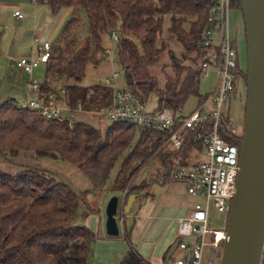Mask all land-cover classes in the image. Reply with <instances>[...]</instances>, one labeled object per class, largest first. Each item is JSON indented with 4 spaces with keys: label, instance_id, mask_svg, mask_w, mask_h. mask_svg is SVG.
<instances>
[{
    "label": "trees",
    "instance_id": "trees-1",
    "mask_svg": "<svg viewBox=\"0 0 264 264\" xmlns=\"http://www.w3.org/2000/svg\"><path fill=\"white\" fill-rule=\"evenodd\" d=\"M33 1V0H29ZM46 4L53 15L70 10L71 18L62 29L57 53L44 64V93L65 89V101L86 112L110 108L114 89L110 86H81L89 65L97 66L105 58V39L116 30L120 36L118 60L126 81L125 89L144 103L157 98L153 113L164 109L183 111L190 98L202 108L210 94L201 93L203 64L215 67L219 61L217 46L202 45L205 33L217 23L208 21L214 0H34ZM230 8L242 12L241 0H231ZM169 23L167 30L165 22ZM86 22V34L81 32ZM176 47V48H175ZM237 66L231 72L235 91L243 84L247 97V71L242 68L238 46ZM73 84H69L70 82ZM62 85V86H61ZM246 104L244 106L245 112ZM192 110L191 112H193ZM88 115V114H87ZM220 136L240 148L243 133L229 135L226 125ZM209 118L187 132L182 147L173 149L169 135L143 129L122 121L101 131L82 120L72 125L47 119L32 109H24L14 100L0 105V157L33 153L38 158H53L76 165L91 181L96 192L103 191L120 155L129 150L112 185V191H126L123 210L130 196L136 202L152 197L155 185L172 182L170 174L179 166H188L193 152H205V139L212 132ZM137 137L136 142H134ZM138 163L137 166H134ZM194 165V164H193ZM91 191L77 194L68 184L49 173L33 168L16 172L0 170V264H87L97 236L84 225L75 223L80 202L92 209ZM135 202V203H136ZM125 225L130 243L133 226ZM119 264H152L132 246Z\"/></svg>",
    "mask_w": 264,
    "mask_h": 264
},
{
    "label": "built area",
    "instance_id": "built-area-1",
    "mask_svg": "<svg viewBox=\"0 0 264 264\" xmlns=\"http://www.w3.org/2000/svg\"><path fill=\"white\" fill-rule=\"evenodd\" d=\"M230 3L231 0H214L208 21L217 23L219 40L214 39L215 30H208L202 43L204 46H217L220 50L219 61L215 65L216 82L212 93L213 105L210 113L205 112V105L188 114L170 109L150 113L147 111L145 103L125 88L114 91V102L110 108H103L97 112H86L81 104L73 108L66 103L64 88L58 90L59 94L44 93L42 82L33 77L34 70L40 65L48 63L53 57L51 43H38L35 55L15 61L17 68L28 77L25 100L19 106L35 110L47 119L67 121L72 125L78 120L77 116L80 114H97L112 121H122L135 124L143 129L167 133L169 145L176 150L182 147L189 130L197 129L209 118L214 119L212 132L205 139V161L192 166L176 167L170 174V180L184 183L188 197L196 201L186 214L178 219V247L186 255L184 258L175 260L174 264H202L205 247L210 248L208 264L220 262L222 242L226 232H210L207 229L209 211L213 207L219 213H229L231 202L236 193V181L240 170V148L228 144L219 134V126L224 122L223 106L235 91L234 77L231 71L237 66V52L233 48L234 39L228 30ZM14 15L22 17L18 11ZM110 37L114 44H120V36L116 30L111 31ZM102 56L104 58L111 57L110 50L105 49ZM203 68L206 72L210 65L204 63ZM116 78L118 75L114 74L107 82ZM58 99L61 100L62 105L57 103ZM225 130L229 135H239L238 126L235 123H228ZM125 195L126 191L123 192V203ZM120 215L123 221V210L120 211ZM218 234H222V237L218 238ZM185 239H190L191 242H186ZM259 264H264V240Z\"/></svg>",
    "mask_w": 264,
    "mask_h": 264
},
{
    "label": "rangeland",
    "instance_id": "rangeland-1",
    "mask_svg": "<svg viewBox=\"0 0 264 264\" xmlns=\"http://www.w3.org/2000/svg\"><path fill=\"white\" fill-rule=\"evenodd\" d=\"M4 6L0 9V32L3 33L2 38H0V105L4 102L16 99L20 100L22 96V89L15 88L14 80L9 79L6 74L7 67L11 64L9 59L18 60L22 57H29L32 51V34L33 36H38L41 38L43 34H48L46 31H49V28L52 29V22H54V26L60 25L61 31L58 35H54L50 38V41H46L51 43L52 52L55 55L57 53L58 41L62 33V29L71 18V14L67 12V10H61L58 14L52 15V12L49 13L48 8L40 6L37 10L36 6L33 3L24 1V0H11L10 2L4 1ZM30 3V4H29ZM15 9L21 14L22 19L17 20L13 14ZM47 11L49 17H46L44 11ZM49 26V27H48ZM169 23L165 22V29ZM228 30L231 35H234L236 38V44L238 46V54L242 68L247 67V40L245 34V24L243 20V14L238 10H230L228 15ZM54 27V28H55ZM81 32L86 34L87 25L84 21L81 26ZM119 34V33H118ZM219 28H215L214 39L219 40ZM105 48L109 49L111 52V57L105 58L99 65L93 66L89 65L86 69L85 77L81 82V86L90 87L95 85L101 86H110L114 90L116 89H124L126 87V81L123 74V70L119 64L118 60V45L114 44L111 40V37L106 38ZM37 47V45H36ZM176 48V47H175ZM15 63V62H14ZM16 65V64H15ZM207 71L204 73L206 75ZM208 73L211 74V78L206 81V78L203 77L201 84V93H210V89L213 88L214 79L213 73H215V67H211ZM114 74L118 75V78L112 80L111 82H107V80L111 79ZM208 74V76H209ZM39 82H42L44 79V69L41 68L36 78ZM69 84H73L71 81ZM62 86V85H61ZM238 96L231 97L227 103L224 104L222 109L223 117H227L229 119V123H235L238 126V132L241 135L244 131V106L246 104V90L242 85L239 86ZM15 102L17 103V101ZM25 100V99H24ZM198 99L196 97H192L187 102L183 113L188 114L192 110L197 107ZM212 95L210 93V97L208 101L205 103V112L210 113L212 111ZM155 106L154 99H151L148 103L147 109L151 110ZM81 115V114H80ZM78 115L77 118L79 120L85 121L89 124H92L94 127L100 129L101 131L106 130L108 126H110L113 121L109 118L99 116L97 114H92L90 116ZM137 137L134 142H136ZM129 150H126L116 162L114 168L112 169L109 179L105 185L103 191L96 192L93 188L91 181L88 176L82 172L76 165L63 161L60 159L53 158H38L33 153L30 154H20L17 157H0V170L6 172H16L21 168H33L43 170L50 175L54 176L58 180H61L68 184L77 194H81L85 191H91V195L101 196V205L100 212L96 210L93 213H90L88 216L84 217V213L88 210L86 205L83 202H80L76 213L75 223L79 226L84 225L89 228L91 231L95 229L93 232L96 233L97 239L93 243L92 253L105 252V254H100V256H105L108 259L114 260L113 264H117L118 259L120 260L123 256L122 251L127 250V243L124 240V235L122 228L119 229V235L115 238H103L97 232L95 226L98 225L99 217L102 218L104 223L107 221L106 216V208L109 201L113 197H117L119 199V204L121 201V195L119 192L112 191V185L116 179L118 172L121 169V165L123 160L127 157ZM206 154L205 152H193L189 154L187 158L188 166H192L193 164L199 163L201 161H205ZM138 163H135L134 166H137ZM170 189L173 190L172 193L178 194L172 197L174 200L176 199L175 204L180 207H192L195 204V199H189L184 194V186L180 182H170L165 186L155 185L152 188V195L155 196L156 200L159 202L167 200L168 194L170 193ZM123 194V193H121ZM89 195V196H91ZM88 196V198H89ZM148 202L149 199H143L142 201ZM122 206L118 205V214L116 215V221L119 224L120 221V208ZM128 214V213H127ZM126 214V215H127ZM128 219H126V224H128ZM228 224V213H219L213 207H211L209 211L207 229L212 231H222L226 232ZM129 226V224H128ZM105 237V236H104ZM186 242H191L190 239H185ZM211 241V239H208ZM210 248L205 247L203 251V261L202 264H208V254ZM170 253L173 254L172 261L176 259L184 258L186 253L179 249L178 240L171 247ZM170 254V256H171ZM108 256V257H107ZM92 258V257H91ZM115 258V259H114ZM106 259V260H107ZM121 262V261H120ZM94 263V262H93ZM217 261L215 264H219Z\"/></svg>",
    "mask_w": 264,
    "mask_h": 264
},
{
    "label": "water",
    "instance_id": "water-1",
    "mask_svg": "<svg viewBox=\"0 0 264 264\" xmlns=\"http://www.w3.org/2000/svg\"><path fill=\"white\" fill-rule=\"evenodd\" d=\"M247 40V97L240 170L236 193L228 213L219 264H259L264 240V0H241ZM130 196L124 208L129 213L136 202ZM119 199L106 208V231L117 237Z\"/></svg>",
    "mask_w": 264,
    "mask_h": 264
},
{
    "label": "crops",
    "instance_id": "crops-1",
    "mask_svg": "<svg viewBox=\"0 0 264 264\" xmlns=\"http://www.w3.org/2000/svg\"><path fill=\"white\" fill-rule=\"evenodd\" d=\"M4 1L10 2L11 0H0V9L4 6V4H6V3H3ZM24 1L33 3L36 6L37 10L40 6H42V7L48 8L49 13L51 12L50 8L46 4H35L33 1H29V0H24ZM15 12H17V9H15ZM67 12L70 13V10L68 9ZM44 13L46 14V17H49L48 15L49 13L46 10L44 11ZM14 14L13 16L17 20L22 19V17L21 18L16 17ZM54 22L55 20L52 22V25H51L52 29L49 28V31H46L48 34L46 33L43 34L41 38H39L38 36H33V32H31L33 48H32L30 56L36 54L35 50H36V45L38 43L50 41V38L53 37V34L58 35L60 33L61 26L58 24L55 27ZM2 34L3 33L0 32V38H2V36L4 35ZM231 36L236 42V38L234 37V35H231ZM22 58H25V57H22ZM10 61H11V64L7 67V70H6L7 77L9 79L14 80L15 88L22 89V96L20 100H16V99H11V100H14V101L16 100L17 104H20L25 99L26 83H27L28 77L20 69L17 68V66L14 63L15 60L11 59ZM41 68L44 69V65H40L38 68L34 70V73H33L34 78H37V74L39 73ZM210 68L207 70V73L204 76L206 78V81L207 79L209 80L211 78L212 73L210 74L208 73ZM212 77L215 83L216 82V71L215 73H213ZM214 88H215V85H213V88L210 89L211 95L213 93ZM151 99H154L155 106L151 110H148L147 106ZM212 102H213V98H212ZM57 103L60 105L63 104L60 99H58ZM145 106H146L147 111H149L150 113H153V111L157 107L156 96L151 95L148 101L145 103ZM82 115L83 114H81L80 116ZM84 115L90 116L87 114H84ZM182 185L184 186V189H185L184 194L186 195L187 198L191 199L190 197H188L186 193L185 184L182 183ZM172 191L173 190L170 189L171 194H168L167 200H164L158 203L155 196H152L148 198L149 199L148 202H145V200L141 202H136L131 208L130 212L128 214L126 213L127 215L125 218L128 219V222H129L128 227L133 226V229L131 232L130 243L126 241L125 239V225H124V222L121 220V215L119 214L120 221H119V224L118 223L117 224H118L119 229L122 228L124 240L127 243V250L122 251L123 253L122 257H124L127 254L128 250L130 249V246H132L135 251H137L144 259H146L152 264H174L175 260L172 261L173 254L170 253V250H171V247L174 245V243L178 240V235H177L178 219L183 217L190 207L189 206L180 207L177 204H175L177 203L176 199L174 200L172 197L179 195V193L173 194ZM120 195H121V201L119 205L122 206L123 205L122 204L123 194L120 193ZM88 200H89V204L92 209L98 210V211L100 210L101 196L99 197L97 195H93V196L91 195L89 196ZM95 228L97 229V232L103 236V238L105 239L115 238V237L108 236L107 231H106V223H104L101 217H99L98 225L95 226ZM94 230L95 229H93V231ZM100 254L107 255V253L105 252H98V253L95 252L93 253V256H90V262L92 263L94 262L95 264H113L111 262H113L114 260H111V258H109L108 256H107L108 259L105 258V256L101 257ZM122 259L123 258H121L120 260L118 259L119 262H117V264H119Z\"/></svg>",
    "mask_w": 264,
    "mask_h": 264
},
{
    "label": "bare ground",
    "instance_id": "bare-ground-1",
    "mask_svg": "<svg viewBox=\"0 0 264 264\" xmlns=\"http://www.w3.org/2000/svg\"><path fill=\"white\" fill-rule=\"evenodd\" d=\"M218 238H221L222 237V234H218V236H217Z\"/></svg>",
    "mask_w": 264,
    "mask_h": 264
}]
</instances>
